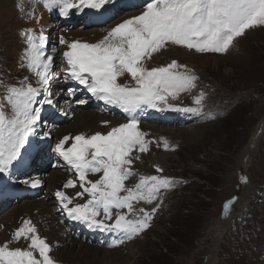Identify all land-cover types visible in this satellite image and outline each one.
<instances>
[{
  "label": "rangeland",
  "instance_id": "374dc122",
  "mask_svg": "<svg viewBox=\"0 0 264 264\" xmlns=\"http://www.w3.org/2000/svg\"><path fill=\"white\" fill-rule=\"evenodd\" d=\"M23 1L30 3L35 0ZM146 2L147 0H112L100 11L85 9L81 14H76V10L72 9L70 15L65 17V21L58 9L49 11L40 2L22 21L9 18L7 9L2 10L0 22L4 28L0 34L5 33L9 37L8 40L16 39L18 51L10 53L0 48V81L6 85L19 86L18 82L24 80L25 72H27V67L21 66V57L26 48L23 34L31 29L33 34L39 35L43 30L46 37L45 55H51L54 61L61 62L59 65L63 69L61 82L64 97L60 99L70 97L73 106L75 105L69 110L68 117L72 121L78 111L96 113L105 118V121L99 123L98 131L84 133V135L106 134L105 127H111V124L116 121L118 123L113 127L126 123L128 114L117 107L106 105L102 100L95 99L82 85L80 86L70 78L66 79L64 71L66 64L62 62V54L67 48L60 44L59 38L65 37L62 35L63 31L71 34L74 31L89 30L88 32H91L102 28L103 25L98 24L104 21L107 22L105 27L112 23L118 24L132 17L133 13L138 15ZM90 15L95 16H91L90 20L96 23V26L93 23L86 25L84 17ZM72 20L73 23H71ZM71 39L90 43L82 36L71 35L68 42H71ZM174 51L177 55H174ZM188 53L193 56L200 55L201 62L208 59L220 64L207 67L201 75L200 69H194L182 62L181 56ZM173 60L178 64L186 65L198 79L195 89L181 93L175 101L169 99V103L176 107H195L193 98L203 93L202 112L195 115L173 110L154 112V109H145L144 112L150 119L154 112L155 117L166 118L170 122L174 121L172 112H177L176 117L182 118L180 122L183 126H187L191 121L196 125H208L209 134L206 133L202 139L200 135H195L183 140H173L166 135L160 136L161 134L148 128L161 126L164 129H180L183 126L161 125L154 121L145 123L136 114L140 111L133 113L139 125L144 124L145 131L139 130L145 133V140L152 143L148 145V152L137 153L143 158L142 165L139 162L136 165L134 161L132 165L134 174L124 182L125 186L133 187L138 183L140 176L157 175L179 181L171 189L161 190L160 199L152 204L134 203L135 209L143 207L147 211H151L159 204L150 227L132 240H125L124 243L115 246L116 248L109 247L119 238L118 234L92 230L78 221L68 219L62 210H58L60 205L54 193H50L51 200L55 202L57 209L58 223L64 226L69 236L83 244L106 250L115 248L117 254L123 256L118 264H264V26L247 30L244 36L234 41L225 54L197 53L195 50L189 51L181 46L169 45L166 49L154 54L153 59L147 63V67L166 66ZM195 67L200 68L197 63ZM53 80H55L54 76L50 81L49 90L52 88ZM118 82L134 85L129 77H122ZM69 88L76 90L74 95H69L67 91ZM3 94L4 88L0 86V96ZM49 97L53 103L56 102L61 112L64 102L59 100L58 96L49 95ZM40 98L42 97L37 99ZM78 100H85L86 103L78 104ZM34 107L42 109L41 119L38 122L41 126H45L48 122L54 124V127H59L71 122L70 119L66 122L65 116L55 112L52 105L37 104ZM6 111H8L7 108ZM105 122L108 123L105 124ZM72 135L68 133L59 136L58 139L55 138L53 147L47 149L45 143L39 141L38 137L29 140L21 149L22 155L17 161V166L20 167L17 172H28V174L36 172L43 175L41 189L45 190L47 187H55V181L58 182V178L56 180L49 177L52 170H58L61 177L59 182L62 184L58 185L56 191L65 190V194L69 196L82 191L78 188L79 181H76L78 179L74 174L75 170L70 169L53 151L60 139L64 136L74 137L76 134ZM164 142H167L168 150H165ZM69 145L71 146V140L65 147H70ZM29 146H32V149H28ZM165 153H170L165 157L169 164L161 163L159 157L157 158L158 155ZM156 167L163 171L157 173ZM97 176L89 174V179L94 180L98 178ZM241 178H244L246 182L242 183ZM20 179L21 176L18 181H22ZM68 179H74L77 185L74 193H68L72 188H67L66 191L63 187ZM2 181L8 183L9 189L0 192V216L19 202L36 200L41 195V193L29 195L30 191L27 187L19 184L17 180V183H12L10 174H3L0 177V183ZM86 199L87 194L85 199L77 198L74 203H84ZM115 211L113 209V213ZM16 226L20 227L21 224L16 223ZM14 230L15 228L13 230L10 228L11 232L8 229L0 230L2 233L5 232L0 236V244L8 238L11 239V233ZM20 243L24 245L26 241L21 239L19 243H16L17 246L21 247ZM56 264L62 263L56 261Z\"/></svg>",
  "mask_w": 264,
  "mask_h": 264
},
{
  "label": "snow or ice",
  "instance_id": "6c2138e0",
  "mask_svg": "<svg viewBox=\"0 0 264 264\" xmlns=\"http://www.w3.org/2000/svg\"><path fill=\"white\" fill-rule=\"evenodd\" d=\"M39 2L45 9H58L60 16L67 17L72 9L76 14L85 9L100 11L112 0ZM260 26H264V0H147L140 14L116 24L97 43L68 42L61 36L59 42L67 48L63 52L66 79L82 85L92 97L119 108L128 117L126 123L112 127L106 134L64 136L59 140L54 151L75 170L82 191L69 196L57 190L54 195L59 201L58 210L89 229L118 234L119 238L109 247L132 240L148 229L159 204L147 211L143 207L135 209L134 203L152 204L160 199L161 190H169L179 181L157 175L140 176L133 187L125 186L124 182L134 174V161L140 159L137 153L148 152V145L152 143L145 140V133L139 130V121L133 113L154 109L195 115L202 112L204 97L199 93L193 98L195 107L170 104L169 99L175 101L181 93L195 89L198 77L175 60L152 68L147 67V62L169 45L197 53L225 54L247 30ZM23 35L26 48L21 66H26L37 81L33 86L25 77L18 82L19 87L0 81L4 88L0 96V174L4 175L9 174L21 157V149L29 138L37 134L42 109L34 105H53L49 84L55 75L54 57L45 55L46 37L43 30L35 35L29 29ZM122 77H130L134 85L118 82ZM75 91L68 89L69 95ZM42 93V98L37 99ZM77 103L83 105L86 101ZM48 135L45 132L41 138ZM69 140L71 146L66 148ZM164 148L168 150L167 142ZM162 171L156 167L157 173ZM89 174L99 176L93 180ZM20 182L32 188L41 183L38 178ZM241 182L246 181L241 178ZM76 186L73 179H68L63 187ZM85 194L84 203H74L77 198L85 199ZM21 239L28 241L27 247H10ZM51 252L52 247L41 238L37 227L25 219L11 233V240L0 244V264H56Z\"/></svg>",
  "mask_w": 264,
  "mask_h": 264
},
{
  "label": "bare ground",
  "instance_id": "6f19581e",
  "mask_svg": "<svg viewBox=\"0 0 264 264\" xmlns=\"http://www.w3.org/2000/svg\"><path fill=\"white\" fill-rule=\"evenodd\" d=\"M21 1L20 0H0V14H1L2 10L7 9V12L9 13L8 14L9 18H16L17 20L22 21L24 17H28V15L31 13L32 9H34V7L39 3L37 0L32 1V2L30 1V3H28L29 1L28 2L27 1L25 2L23 0H21ZM133 14H135V13H133ZM133 14H131V15L134 16ZM91 16L95 17L94 15H90L88 17L85 16L84 21H85L86 25H92V23H93L96 26L97 24L90 20ZM63 20L65 21V17L63 18ZM73 22L74 21L72 20L71 23H73ZM119 22H120V20H119ZM106 23L107 22L104 21L102 24H98V25H103V27L92 30L91 32H88L89 30L87 32L86 31H84V32H81V31L75 32L74 31L71 34H68V33H65V31H63L62 35L65 36L64 38L66 39V41L70 40L71 35H74L76 37L82 36L85 40L90 41V44L97 43L99 40H101L103 38L104 35L107 34L108 30H110L112 27H114L116 25V24L112 23L111 25L109 24V25H106L107 27H105ZM64 24L67 25L66 22H64ZM3 28H4L3 24H2V22H0V32L1 33L3 32ZM56 35H57V33H56ZM7 38H9V37L5 33H3L0 36V46H1L0 48L4 49L6 52H10V53L17 52L18 51L17 50L18 45L16 47V39L11 38L8 40ZM72 41H74V40L71 39V42ZM173 53H174V55H177V53H175V51ZM199 56H193L190 53H188L186 55L184 54V56H181V57H182V62L188 64L190 67H192L194 69H200V71L199 70L198 71H199V73H201V75L207 67L212 66V65L213 66H219V64H220L219 62L213 63V62L209 61L208 59H205L204 61L201 62V60L199 61V59H200ZM62 62H63V60H62ZM196 63L199 64L200 68L195 67ZM59 64H61V62H59V61H54V63H53L52 71L55 73V75H54L55 80H53L51 83L52 88H51V90H49V95H52L53 97L58 96L59 100H62L64 102L63 110L61 112H60V108L55 104L56 102L53 103L52 106L55 109V112L61 113L63 116H65V121L68 122V119H70V117H68V114H69L68 112L71 109V107L73 106V102L71 101L70 97H68L66 99H60V98L64 97L63 96L64 93H63V85L61 82L62 81L61 78H63V75L61 74L63 72V69L61 68V66ZM58 70H60L61 72ZM25 76L28 77V81L30 83H32L33 86H36L37 77L33 73L29 72L28 69H27V72H25ZM49 87H50V85H49ZM42 95H43V93L41 94V97H42ZM65 95H66V93H65ZM155 111L156 110H154V112ZM154 112H153V116L151 119L148 117V114L145 113L144 111L143 112H137L136 114L140 118V120H142L145 123L147 121H151V122L154 121V123L158 122L161 125H168V124H172V125L174 124L175 125V124H177V125L183 126V124L180 122L181 121L180 119H182V118L176 117V115L178 114L177 112H172V116H173V120H174L173 122L168 121L166 118H165L166 120L160 119V118H158L159 116L155 117ZM179 113H181V112H179ZM74 117L75 118H73L72 121H71V119L69 120V121H71L70 123L63 124L62 126H59V127H54V124H51L48 122L46 123L45 126L39 125V127L37 129V134L35 136L30 137L29 140L38 137L39 141L41 140L45 143V146H46L45 148L47 149L48 147H53L52 145H53L55 138L58 139L59 136H62V135L68 134V133H72L73 135L74 134L80 135V134H84V133L90 134L94 131H98L100 129L99 123L105 121V118H103L102 116H100L96 113L90 112V111H78ZM161 117H162V115H161ZM199 117H201V116H199ZM114 118H115V116H114ZM116 123H118V122L117 121L113 122V124H111V127H109V126L105 127L104 131H106V133H107L109 130H111V128ZM103 127H104V125H103ZM138 127H139V129H142V131H145L144 124L138 125ZM208 127H209L208 125H204V126L196 125L191 121L187 126H183L180 129H167V128L164 129L161 126H160V128L158 126L157 127L151 126L148 129H152L155 133L161 134L160 136L166 135L167 138H172L173 140H183V139H186L188 137L195 136V135H200L201 136L200 139H202L206 135V133H208L207 132ZM45 132H48L49 135H48V137L42 139L41 137L43 136V134ZM146 132H147V130H146ZM154 135H156V134H154ZM156 136H159V135H156ZM28 149H32V146H29ZM169 154L165 153V154L158 155L157 158L159 157L158 158L159 162L164 163V164H169L168 161L165 160V157L169 156ZM27 156L29 158V154H27ZM144 156H146V155L144 154ZM142 160H143V158L140 155V159L136 160L135 164L139 162L142 165ZM19 167L20 166H17V161H16V162H14V166L11 167L9 170L10 179L13 180L12 183H17L16 180L18 181L20 176H21L20 180H27L30 178H38L41 181V183L36 188H32L29 185L21 183L20 181H18V183L21 185H24L25 187H27L29 189V191H30V192H28L29 195L31 193L33 195H38L39 193H41V195L36 200L34 199V200L21 201L17 205H14L11 208H9L5 213H3V215L0 216V230L8 229L10 231V228H11V230H13L14 228L16 229L19 227V226H16V223L22 224L23 220L27 219V220L32 221V223L37 227L38 234L41 236V238H45L47 240V242L50 244V246L52 247V252L50 253V255L52 257H54V259L56 261L61 262L62 264H118V261L121 258H123V256H121L120 254H117L118 252H116V249H115L116 247L113 248L112 250H106V249H99V248L90 246L89 244L88 245L83 244L82 242H79V241L73 239L71 236H69L66 233L67 231L64 228V226H62L58 223L57 209L55 207V202L51 200V197L49 194L55 193V191H56L55 189L58 188V185L62 184L59 182V180L61 179L60 171H58V170L53 171L52 170L50 172L49 179H56L57 180V178H58V182L55 181V183H56L55 187L54 188L47 187L45 190H42L41 188L43 186V179H42L43 175L38 174L36 172H32L29 174H28V172H23V173L17 172V169ZM53 168L54 167H52V169ZM55 169H57V167ZM74 178H75V176H74ZM76 181H78V180H76ZM60 187H61V185H60ZM8 189H9L8 183H6V181L5 182L2 181L0 183V192L7 191ZM66 191H67V189H66ZM72 192L73 193L75 192L74 188H72V190L68 193H72ZM56 202H58V201H56ZM69 206L71 207L72 205H69ZM64 219H65V217H64ZM4 233L5 232L2 233V231H0V236H1V234H4ZM10 240L11 239L8 238V240H6V241H10ZM21 243L19 244L20 246L22 245ZM27 244H28V242L26 241V243L24 245H22L21 247H27ZM10 247H19V246H17L16 243H13V244H10ZM127 255L129 256L128 253H127Z\"/></svg>",
  "mask_w": 264,
  "mask_h": 264
}]
</instances>
